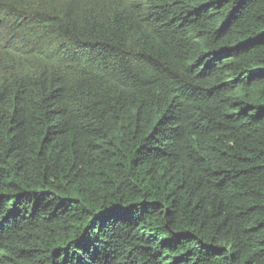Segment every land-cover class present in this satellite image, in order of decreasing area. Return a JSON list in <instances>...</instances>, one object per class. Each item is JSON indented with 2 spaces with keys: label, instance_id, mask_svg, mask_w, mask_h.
Instances as JSON below:
<instances>
[{
  "label": "trees",
  "instance_id": "trees-1",
  "mask_svg": "<svg viewBox=\"0 0 264 264\" xmlns=\"http://www.w3.org/2000/svg\"><path fill=\"white\" fill-rule=\"evenodd\" d=\"M0 264H264V0H0Z\"/></svg>",
  "mask_w": 264,
  "mask_h": 264
}]
</instances>
